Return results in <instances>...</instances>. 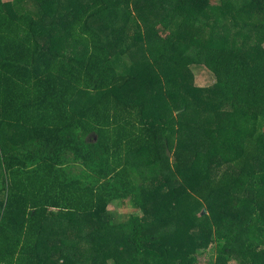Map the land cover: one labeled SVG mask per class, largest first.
<instances>
[{"label": "trees", "instance_id": "16d2710c", "mask_svg": "<svg viewBox=\"0 0 264 264\" xmlns=\"http://www.w3.org/2000/svg\"><path fill=\"white\" fill-rule=\"evenodd\" d=\"M63 1L0 0V264H264V0Z\"/></svg>", "mask_w": 264, "mask_h": 264}, {"label": "rangeland", "instance_id": "374dc122", "mask_svg": "<svg viewBox=\"0 0 264 264\" xmlns=\"http://www.w3.org/2000/svg\"><path fill=\"white\" fill-rule=\"evenodd\" d=\"M76 0H66V1H63V4H62V9H64L66 6L70 5L72 2H74ZM81 1H85V0H80L79 3H81ZM141 2H144L145 0H140ZM140 4V3H138ZM136 4L139 8V5ZM135 5V6H136ZM148 13L146 14L143 10L141 9H138V11L136 10L135 11V14H140L142 16H145V18H147V20L149 19V15H150V12L147 11ZM249 43L251 46H254L252 45V40H251V36H249ZM134 59L136 60L137 62V57H134ZM141 78L140 76L137 77V80H135V83L133 84V87L136 88V82L139 81ZM186 83H188V86H190V88L192 90H194V92L192 94H190V97L192 98V100H194L198 105H202V102L198 101L197 98H201L202 95H208L209 94V91L212 87V84L214 83V77L213 75L211 74V72H209L206 68H204L203 66L201 65H193L192 68H191V72L189 73L188 75V78L186 80ZM172 98V97H170ZM206 103V102H205ZM179 104V103H176V105ZM181 107V105L179 106ZM178 109H175L174 110V113L175 114H180L181 111H177ZM194 118V117H193ZM194 122H198L199 124H202L201 121L199 120H195L193 119ZM185 134V132H184ZM165 189V188H164ZM164 189H163V192H164ZM162 191V190H161ZM166 193V190L165 192ZM165 198H164V203L166 205H171V204H176L175 202V199L176 198H173V199H170L167 195V193L165 194ZM185 203H189V201H186ZM130 207V206H129ZM121 208H123L121 205H117V203H112L110 206H109V210L110 211H113V213L119 215L121 213ZM131 212V208L129 209ZM181 215H182V211H180ZM166 245L169 246V242L167 240L163 241ZM216 260V259H214ZM200 263H204L205 264V260L202 258L200 259ZM230 264H235V263H230Z\"/></svg>", "mask_w": 264, "mask_h": 264}]
</instances>
